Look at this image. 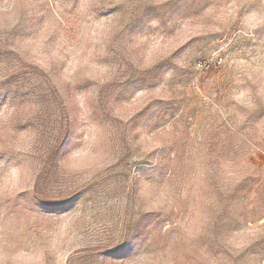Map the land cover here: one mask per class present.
<instances>
[{
	"label": "rangeland",
	"instance_id": "rangeland-1",
	"mask_svg": "<svg viewBox=\"0 0 264 264\" xmlns=\"http://www.w3.org/2000/svg\"><path fill=\"white\" fill-rule=\"evenodd\" d=\"M0 264H264V0H0Z\"/></svg>",
	"mask_w": 264,
	"mask_h": 264
}]
</instances>
